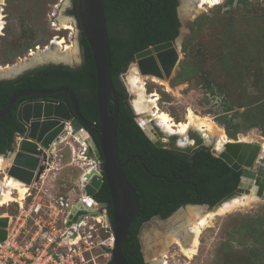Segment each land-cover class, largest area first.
Masks as SVG:
<instances>
[{
  "label": "rangeland",
  "instance_id": "374dc122",
  "mask_svg": "<svg viewBox=\"0 0 264 264\" xmlns=\"http://www.w3.org/2000/svg\"><path fill=\"white\" fill-rule=\"evenodd\" d=\"M1 1L0 63L6 62L1 63L3 67L31 59L32 52L44 49L58 38L63 39L61 50L66 46L76 48L67 64L70 67L80 64L79 29L70 12L72 0ZM60 20L67 26L62 27ZM195 20L198 21L191 31L189 24ZM185 28L179 61L170 77L160 81L140 75L144 81L141 103L148 104V95L154 93L157 107L176 122L185 121L187 110L191 109L222 127L228 139L264 141V0H220L211 6L204 4L193 19L185 22ZM41 65L44 64L38 66ZM27 70L30 69L24 72ZM154 108L148 104V111L139 114L140 117L148 118ZM149 122L155 123L152 119ZM225 124L234 137L227 135ZM189 131L200 135L196 129ZM212 139L215 137L209 140ZM189 140L197 145L194 137ZM83 147L72 136L60 142L51 167L32 185V194L38 193L45 202L70 191L76 201L83 192L80 176L93 167V161L81 154ZM259 164H264L261 154L251 171L255 172ZM94 166L100 170L95 161ZM188 206L184 205L178 212H185L182 217L186 221ZM16 212L17 204L13 202L0 206V215ZM178 213L175 211L160 220L153 216L152 221L141 224L138 236L147 263L158 264L161 259L165 264H264V198L256 195L247 204L215 216L200 229L191 256L181 252L175 235L165 225Z\"/></svg>",
  "mask_w": 264,
  "mask_h": 264
},
{
  "label": "water",
  "instance_id": "95a60500",
  "mask_svg": "<svg viewBox=\"0 0 264 264\" xmlns=\"http://www.w3.org/2000/svg\"><path fill=\"white\" fill-rule=\"evenodd\" d=\"M180 3L181 0H178L176 8L180 22L178 35L173 40L164 41L135 52L133 60L120 74V81L128 95V102L135 115V120L149 140L160 148L189 153L195 146L193 143L186 146L178 145L175 140L180 138L178 134L165 133L159 130L154 123L152 125L155 126L158 138H153L148 134L138 120L140 115L132 102L133 89L127 79L133 73L135 76L155 77L161 81L170 77L179 61L180 43L186 31L185 22L189 20L180 15ZM75 11V20L88 42L94 61L98 123H91L83 118L78 110L74 92L65 86L51 89L19 90L12 94L0 109V117L7 114L19 98L28 97L19 102L16 108L15 117L21 130L16 134L11 150L8 153H0V155L9 159V164L5 167V172L8 175L27 185H32L39 181L45 170L49 168L47 165H50L53 157L48 152H52L55 143L58 145L61 142L60 136L75 138L77 132L87 133L90 144L86 147V155L99 164L100 170L92 167L83 175L86 179L83 182V190L86 195L93 197L103 182L107 184L112 208L111 231L114 237L113 247L110 249V261L113 264H128L121 252V245L129 233L130 225L138 215L140 199L138 192L127 179L124 167L132 159L140 160L141 157L133 155L127 160L121 161L118 155L116 129L119 96L111 79V55L104 15V0H76ZM52 45L53 43L50 42L49 46ZM67 63L62 60H45L25 65V67L16 66L11 74L0 76V80L16 78L24 70L35 68L40 64ZM0 66L2 65L0 64ZM136 88L134 86V89ZM59 91L68 94L70 106L65 101L44 97L46 94ZM87 129L96 132L99 149ZM189 136L194 137L196 144L207 146L214 156L222 159L232 169L242 171L237 187L213 205L205 203L186 205L201 207L203 211L213 210L225 200L242 192L249 193L250 191L264 198V164H259L255 172L251 171L260 158L261 145L259 142L231 139L232 141L223 143L221 149H217L213 142L205 139L201 134L197 136L189 133ZM164 138L168 141H162ZM83 202V200L77 201L73 208L74 211L81 214L91 213L83 208ZM101 205L107 206L106 203H101ZM183 206L175 211H181ZM155 217L158 220L161 218L158 215ZM8 219L6 215L0 216V240L6 236L5 227L8 224ZM152 220L149 218L146 221ZM140 245L142 246L141 243Z\"/></svg>",
  "mask_w": 264,
  "mask_h": 264
},
{
  "label": "trees",
  "instance_id": "16d2710c",
  "mask_svg": "<svg viewBox=\"0 0 264 264\" xmlns=\"http://www.w3.org/2000/svg\"><path fill=\"white\" fill-rule=\"evenodd\" d=\"M72 1L70 12L76 15V0ZM177 5L178 0H104L111 79L119 96L116 129L118 155L121 161L133 155L141 157L140 160L132 159L124 167V173L140 199L138 215L121 245V252L128 264H148L142 256L138 239L143 221L155 215L165 218L186 204L213 205L237 187L241 176V170L232 169L207 148H197L190 155H185L180 151L155 146L135 120L126 101L127 93L118 79L119 74L133 60L135 52L173 40L178 35L180 22ZM196 21L198 20L189 24L191 31L194 30ZM82 44L84 60L77 68L46 64L27 70L16 78L0 80V109L19 90L65 86L74 92L83 118L91 123H98L96 72L92 53L83 33ZM1 63L5 65L6 62ZM182 68L185 70L183 64ZM46 97L63 100L70 105L69 96L64 91L51 93ZM24 98H19L9 112L0 117V153L11 150L13 134L21 128L15 115L18 101ZM225 129L229 137H234L226 124ZM87 131L99 148L96 132L92 129ZM93 198L98 202L108 203V216L112 220L110 195L105 182ZM253 223L254 220L250 223L251 227ZM251 237L253 238V234ZM251 252L253 257V247ZM107 264L113 263L109 260Z\"/></svg>",
  "mask_w": 264,
  "mask_h": 264
},
{
  "label": "built area",
  "instance_id": "2783aa9c",
  "mask_svg": "<svg viewBox=\"0 0 264 264\" xmlns=\"http://www.w3.org/2000/svg\"><path fill=\"white\" fill-rule=\"evenodd\" d=\"M80 184L83 192L76 201L69 191L42 202L32 185L17 199L18 190L11 189L16 198L5 204H17V212L8 216L0 240V264H107L114 242L111 220L102 202L86 195ZM79 200L91 213L74 211Z\"/></svg>",
  "mask_w": 264,
  "mask_h": 264
},
{
  "label": "bare ground",
  "instance_id": "6f19581e",
  "mask_svg": "<svg viewBox=\"0 0 264 264\" xmlns=\"http://www.w3.org/2000/svg\"><path fill=\"white\" fill-rule=\"evenodd\" d=\"M2 1L0 0V3ZM220 2V0H181L180 6H179V13L181 16H184L187 19H191L195 17V15L199 12V10L203 7L204 4H207L209 6L214 5L216 3ZM2 15L0 12V31L2 27ZM61 26H67L66 22H62L60 20ZM63 42L62 38L53 39L51 43H53L52 46H45L44 49H38L37 52L31 53L32 58L27 59V61H24L22 63H19L14 66L6 65V66H0V76H6L13 72L14 68L16 66L25 67V65L36 63L40 61L45 60H62V61H69L72 55H74V52H76V48L69 49L67 46L65 47V50H61V44ZM63 48V47H62ZM131 74L127 77L128 83L133 89V104L136 110L139 112V114H142L143 112H147L148 104L152 108L151 115L148 114V118L146 116L139 117V122L142 123L143 127L146 129L148 134L153 138H158L157 132L155 130V126H153V122H149V119H152L155 121V125L157 128L165 133L169 134H178L180 135V138H177L176 142L180 146H186L188 144H192V141H190V129H196L199 134H201L205 139L209 140L211 137H215V139L209 140L213 142L215 147L217 149H221L223 143H226L228 141H232L231 139L226 138L224 129L220 127L218 124L213 122L212 120H209L207 117H201L197 114H195L191 109L187 110L186 119L185 121H174L171 116L159 109L157 107L156 98L154 97V93H151V95H148V104L141 103V92L144 90V81L140 75L134 76ZM137 78V80H136ZM137 81V84L135 82ZM161 81V80H160ZM134 86L137 88L134 89ZM76 139L81 142V144L84 146L81 154H86L85 150L86 147L90 144V139L87 133L84 132H77L75 134ZM68 137L60 136V141L63 142ZM165 139V138H164ZM162 140L164 142H167V140ZM242 140V139H241ZM57 143L54 144V149L52 152H48V154L52 155L53 160L55 156V149H56ZM261 145V151L260 154L262 157H264V141L260 142ZM82 155V156H83ZM87 156V155H86ZM89 158V157H88ZM90 159V158H89ZM91 161H93L91 159ZM52 163V161H51ZM50 163V164H51ZM9 164V159H5L0 155V174H3L0 179V206L4 205L7 201L14 200L16 197L13 196V192L11 189H17L18 190V198L22 199L25 191L27 190L28 185L22 183L20 180L16 179L15 177L8 175L5 170L2 171L6 165ZM49 168L51 167L50 165ZM93 167L94 161H93ZM47 168L45 171L49 170ZM92 168V167H91ZM90 169H88L89 171ZM87 171V172H88ZM86 172V173H87ZM45 173V172H44ZM85 173H82L80 176V182L86 181L84 178ZM44 177V174L41 176ZM249 194V195H247ZM256 194L246 192H242L230 199L225 200L222 202L216 209L213 210H207L203 211L202 208L198 206H188L187 207V215L189 216L188 222L185 220V218L182 217V215H185V212L175 214L171 219H169V222L165 225L170 227V231L173 232L172 234L175 235L176 238H174L178 245L180 246L181 252L185 256H191V254L194 253L195 245L197 242V237L200 232V229L210 223V221L218 215H222L226 212H229L233 210L234 208H239V206H242L244 204H247L248 202L255 199ZM263 197H261L262 199ZM180 212V211H179ZM7 216V215H6ZM98 216V215H96ZM182 217V218H181ZM186 224L183 225V223ZM158 264H165L164 261L159 259Z\"/></svg>",
  "mask_w": 264,
  "mask_h": 264
},
{
  "label": "flooded vegetation",
  "instance_id": "af4514ba",
  "mask_svg": "<svg viewBox=\"0 0 264 264\" xmlns=\"http://www.w3.org/2000/svg\"><path fill=\"white\" fill-rule=\"evenodd\" d=\"M73 3V1L71 2V4ZM72 6V5H71ZM73 16H74V18H76V15H74V14H72ZM76 23H77V26H78V29H79V39H80V45H81V57H80V59H81V61H80V64L78 65V66H76V67H70L68 64H63V65H65V66H67V67H69L70 69H72V68H77V67H79L82 63H83V60H84V47H83V44H82V32H81V30H80V28H79V25H78V22L76 21ZM180 27V26H179ZM126 70V69H125ZM124 70V71H125ZM123 71V72H124ZM123 72H121V73H123ZM24 73V72H23ZM120 73V74H121ZM22 74V73H21ZM120 74H119V76H118V79H119V81H120ZM121 82V81H120ZM46 95H48V94H46ZM46 95H44V97H46ZM28 97H25L23 100H25V99H27ZM46 98H50V97H46ZM52 99H54V98H52ZM58 100V99H57ZM22 101V100H21ZM21 101H18V103L19 102H21ZM63 101V100H62ZM126 101H127V103L129 104V102H128V95H127V97H126ZM66 102V101H65ZM18 103H17V105H18ZM68 105H69V103H67ZM70 106V105H69ZM130 106V105H129ZM16 118V117H15ZM16 121H17V119H16ZM18 122V121H17ZM19 124V123H18ZM20 125V124H19ZM20 130H21V128L19 129V130H17V131H15L14 132V134H13V137H12V140H11V142H10V147H12V144H13V140H14V138L16 137V134L17 133H20ZM93 131V130H92ZM89 133V132H88ZM90 134V133H89ZM163 140V139H162ZM201 145V146H200ZM196 148H194V149H197V148H206V146H204V145H202V144H197L196 146H195ZM208 148V147H207ZM99 149V148H98ZM166 149H169V148H166ZM193 149V150H194ZM170 150H172V149H170ZM193 150L192 151H190L189 153H187V152H182V153H184L185 155H190L192 152H193ZM10 151V150H9ZM9 151H5L4 153H8ZM176 151V150H175ZM101 187V186H100ZM102 203H106L107 204V206L105 207L106 208V211H107V207H108V203L106 202V201H104V202H102ZM107 215H108V211H107ZM146 221V220H145ZM145 221H143V222H145ZM142 222V223H143ZM138 239H139V236H138ZM139 242H140V240H139Z\"/></svg>",
  "mask_w": 264,
  "mask_h": 264
},
{
  "label": "crops",
  "instance_id": "0c3cea01",
  "mask_svg": "<svg viewBox=\"0 0 264 264\" xmlns=\"http://www.w3.org/2000/svg\"><path fill=\"white\" fill-rule=\"evenodd\" d=\"M57 146V145H56ZM54 159H55V157H54ZM54 161V160H53Z\"/></svg>",
  "mask_w": 264,
  "mask_h": 264
}]
</instances>
